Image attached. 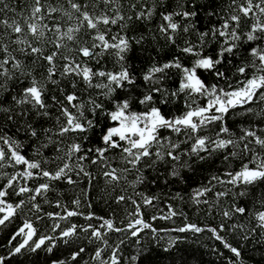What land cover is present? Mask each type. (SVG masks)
I'll use <instances>...</instances> for the list:
<instances>
[{
	"label": "snow or ice",
	"instance_id": "1",
	"mask_svg": "<svg viewBox=\"0 0 264 264\" xmlns=\"http://www.w3.org/2000/svg\"><path fill=\"white\" fill-rule=\"evenodd\" d=\"M67 3L62 11L69 19L74 16V26L38 23L53 21L57 8L36 0L28 22L35 43L12 41L23 55L47 65L53 84L63 41L75 44L87 27L92 43L85 40L74 49L80 60L63 57L65 86L59 96H49L32 75L12 97L16 106H30L23 112L28 142L0 130V264H148L154 239L161 259L153 264H165L164 258L177 264L173 245L180 247L189 232L208 233L221 242L231 254L225 264H243L242 249L222 233L240 232L245 240L259 236L264 245V0L132 3L128 16L119 0H104L103 7L94 5L91 11L87 2ZM157 18L167 55L150 58L137 73L128 67L127 53L145 37L129 38L127 31L137 29L124 22L139 25ZM118 22L121 31L99 27ZM47 32L53 39L42 47ZM101 61L111 67H101ZM10 64L20 70L22 62L5 43L0 45V76L9 75ZM78 89L89 94L84 97ZM50 103L56 104L54 118ZM11 111L0 108V117L11 121ZM97 117L104 121L99 133ZM93 166H99L95 175ZM153 169H162L166 185L179 190L163 198L154 194L157 179H146ZM130 173H135L129 181L135 191L114 189L111 214L96 216L91 204L86 214L80 210L101 178L105 186L116 185ZM58 188L77 195L69 200V193ZM200 206L211 222L202 225L188 214ZM158 221L175 226L161 228ZM165 236L166 250H161Z\"/></svg>",
	"mask_w": 264,
	"mask_h": 264
},
{
	"label": "trees",
	"instance_id": "2",
	"mask_svg": "<svg viewBox=\"0 0 264 264\" xmlns=\"http://www.w3.org/2000/svg\"><path fill=\"white\" fill-rule=\"evenodd\" d=\"M42 4H51L57 8L56 16L53 21H44L38 23H60L63 25H75V18L73 16L72 19L65 14H63V9L68 8L67 0H40ZM87 2L89 4V10H93L94 5H99L100 7L104 6V0H81V3ZM173 2H180L182 3L183 0H173ZM201 4H209L211 0H198ZM230 0H217L219 5H223L229 3ZM132 3H136L139 7L144 3L152 4L155 3L157 5L163 6L169 3V0H119V7L120 10L123 12L125 16L131 15L130 5ZM36 6V0H0V45L7 43L9 45V50L14 52L17 57L21 60L22 65L20 70L13 69L12 65L10 64L9 67V75L7 77L0 76V108L7 107L12 109V111L8 114L12 116L11 121H8L2 117H0V130L8 129L11 132L17 134L23 143H27L28 140L25 137V127L24 122L28 120V117L23 114L25 110H29V105H24L22 107H18L15 105L12 97L18 95L20 92L21 86L27 82L28 79L31 78L32 75L36 76V78L40 81L41 85L43 86V90L47 92L49 96H59V89L64 87V81L61 78L60 73L63 71V57L64 56H75L77 60H80L78 53L74 50L75 48L79 47V45L87 40L89 44L92 43L89 36L90 33L88 32L87 27L81 29L78 34L77 41L75 44L69 43L68 40H64L63 44L65 47L60 48L59 55L56 57V69L57 73L54 79L57 83L53 84L49 82V78L46 72L47 65L41 62L38 58H30L23 55L19 49L21 45L13 44V39H31L34 43L36 41V37L30 35L32 30V26L29 25V20L31 18L32 12L31 10ZM99 10V9H97ZM202 15L204 16L205 21L207 20V14L203 12ZM215 19V17H213ZM126 25L136 27V32L127 31V35L129 38L133 37L134 35H140L141 33L144 35L145 39L143 43L135 48H130L129 52L127 53V65L133 71L139 72L145 62H147L150 58L152 59H163L167 55L168 46L164 39L160 38L159 33L157 32L156 25L159 23L158 18L155 21H140L139 25H136L134 21H125ZM100 29L105 31H121L119 22L116 25H108L107 27L104 24L99 25ZM241 27L243 28V22ZM17 30H19V35L17 36ZM155 36V39L153 38ZM53 39V33L47 32L45 40L41 42V46H45L46 41H51ZM135 44V40L132 41ZM47 49L50 51L51 46L50 44L47 45ZM93 58H89L91 61ZM94 63V62H92ZM107 62L101 61V67L106 66ZM108 67H111L110 64H107ZM67 82L70 83L71 77L65 78ZM81 92L82 96L87 97L89 94L87 89H78ZM35 95V93H33ZM57 103H62V101H57ZM48 108L52 110L51 114L53 118L56 114V104H48ZM230 119L234 117H229ZM99 119V126L97 127V133L100 131V127L103 126L104 121L100 118ZM238 123L237 127H239V120L243 119L242 117L236 118ZM111 124V121H109ZM45 127H50L51 122L49 124H45ZM165 135L168 133L165 132ZM175 138V134H173ZM102 146V144H101ZM95 145H88L85 144V148H94ZM111 155V154H110ZM119 160V157H117ZM122 166V165H121ZM99 166H93V171L95 175V171L99 170ZM2 174V173H0ZM135 178V173H130L128 176V180H121L120 183L116 185H107L103 183V178H101V183L97 185V192L100 193L99 195L97 192H93L90 199L84 200V202L80 206V210L86 211L88 210V204L93 206V209L96 213V216H103L106 213L111 214V204L115 203L114 200H111L113 190L116 189L117 191H125L128 194H131L135 189L130 186L129 181ZM149 183H151L152 179H157L158 184H152V192L154 194L160 195L163 198L171 191H178L179 188H172V185H166V180L164 175L162 174V169L158 172L153 169L150 173L149 177H146ZM158 186V187H157ZM83 188H87V183L82 185ZM136 190H142L137 187ZM57 192L65 191L68 192L69 195L67 199L75 198L77 195L76 192H72L69 189H57ZM55 198V194L53 197ZM170 199V197H169ZM225 204L228 201L224 202ZM123 205L121 206V212L123 210ZM46 210L47 209L46 206ZM59 211V209H56ZM187 211V210H186ZM189 215L193 217L194 221H198L202 225L204 223H209L213 220V217L209 216L207 213V209L205 206H200L199 210L193 209L191 212H188ZM82 219V218H81ZM79 222V221H77ZM94 223L99 226V221L94 220ZM180 221L177 220L176 224ZM216 223L220 222V219L217 218ZM119 223V221H117ZM156 226L161 228L164 227H174L172 221L164 222L158 221L155 222ZM224 238L233 242L235 245L240 247L244 253L243 255V264H264V245L259 243L260 237L256 236L249 240L243 239V236L240 232H233L231 230H226L224 233ZM2 235V233H0ZM175 235V233H172ZM115 239V237H112ZM157 240L154 239L151 241V247L153 248V253L149 258L148 264H153V261L161 259L156 255L157 249ZM167 242V236L164 237L163 240L159 241L160 249L166 250L164 245ZM147 247V246H146ZM216 249L214 252L213 249ZM173 257L177 260V264L179 260L187 259L189 264H225V258L228 255H231L227 249L223 248L221 242L215 240L214 238L210 237V234L206 233L203 236L193 235L189 232L188 236L183 240L180 247H176L173 245ZM146 250V249H145ZM165 259V264H167V258Z\"/></svg>",
	"mask_w": 264,
	"mask_h": 264
}]
</instances>
